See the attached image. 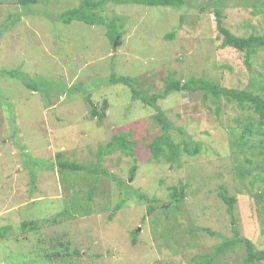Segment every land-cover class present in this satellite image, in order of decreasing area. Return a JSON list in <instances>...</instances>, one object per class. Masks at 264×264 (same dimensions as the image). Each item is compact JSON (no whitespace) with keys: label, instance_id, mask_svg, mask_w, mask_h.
Instances as JSON below:
<instances>
[{"label":"rangeland","instance_id":"rangeland-1","mask_svg":"<svg viewBox=\"0 0 264 264\" xmlns=\"http://www.w3.org/2000/svg\"><path fill=\"white\" fill-rule=\"evenodd\" d=\"M0 1V29L10 26L0 37V71L47 82L34 92L0 77V264H246L244 245L217 253L235 232L264 251V137L242 136L246 123L257 124L253 112L203 92L171 94L158 107L201 153L158 163L149 151L161 132L156 111L109 83L115 71L149 95L192 77L261 94L263 48L247 57L223 47L215 7L200 10L210 0H184L181 8L89 0L116 21L115 49L105 26L56 21L85 0H45L27 11ZM219 2L233 35L264 37V0ZM82 88L102 120L92 117ZM118 134H130L134 156L115 150L95 167ZM59 155L91 171L60 174ZM181 185L185 198L172 205L171 188ZM223 189L237 198L233 214L219 198ZM139 194L156 200L151 213ZM29 221L38 229L24 228Z\"/></svg>","mask_w":264,"mask_h":264},{"label":"trees","instance_id":"trees-1","mask_svg":"<svg viewBox=\"0 0 264 264\" xmlns=\"http://www.w3.org/2000/svg\"><path fill=\"white\" fill-rule=\"evenodd\" d=\"M44 1L45 0H16L17 4L20 5L24 11L31 10L33 6H36ZM125 1L128 4L149 7L162 6L181 8L184 5V0ZM219 1L220 0H210L207 5L201 6L200 10L201 12H203L207 9L206 7H215L214 11L217 17V28L223 36V47H232L236 50L245 52L247 57H249L250 54L253 53L256 48H263L264 50V37L249 36L248 38H239L233 35L228 29L223 27L222 12L216 9L220 5ZM98 5L99 4H96L95 2L91 3V1L85 0L78 7L63 12L60 18H58L56 21H59L64 25H71L73 22H80L89 26H105L108 29V36L111 42H114V44H120L122 42V34L118 30L119 28L115 23L116 21H110L107 17L97 14L96 10L99 7ZM183 20L184 18H182L181 22H183ZM9 29L10 26L7 23L6 25L2 26V28L0 29V37L2 36L3 31H7ZM1 76L6 77L8 79H17L28 90L34 92H40L42 91V88H46V85L44 83L47 82L42 80H32L27 74L19 70H1L0 77ZM109 83L113 85L119 84L128 87L131 90L133 100H140L144 105L151 107L156 111L154 118L157 122L156 124L160 126L161 132L150 143L149 151L153 160L158 163L165 162L169 165H174L178 163L184 155L189 157H195L201 153V145L197 142H194L184 130L175 128L157 105L158 101L167 99V97H169L173 93L203 92L206 95L214 97L216 100H219L221 97H225L226 99L235 102L240 108L244 109V111H252L253 115L256 116L257 124L253 125V123L251 122L246 123L244 125L242 136L246 137L247 135L251 136L258 134L264 137V93L255 94L246 90L228 89L221 87L220 85L212 81L192 77L185 82L170 79L166 82L164 89L161 92L149 95L143 91H139L136 89L134 78L128 76H117L115 74V71L111 74L109 78ZM69 88L70 87L67 86L64 87V92L67 94L75 92ZM82 89L84 90V100L91 108L92 117H98L100 120H102L105 117V113H100L97 110V107L92 100L91 94H89V92L86 91L84 88ZM250 117L253 118L252 115H250ZM240 122L241 120H239V123ZM171 131L179 132L180 134L184 135L185 139L179 142H175L172 138ZM130 137V134H118L113 136V139L110 141L107 147L105 149H100V152L98 154V163L95 167H98L100 161L105 156L111 154L115 150H119L126 156H134L135 142H133ZM57 161V167L60 174H64L67 171L71 173L91 171L87 166L80 165L74 162L63 161L60 155L57 157ZM134 172L135 168H133V173ZM185 190L186 187L182 185L179 188H171V193L169 196L172 200V205L181 202L185 198ZM138 197L140 200L145 201L150 205L148 212L151 213V210L153 209V203H155L156 200L150 199L144 194H139ZM219 198L226 204L228 213L233 214L237 198L230 196L225 189H223L219 193ZM119 207L116 208V210L120 209ZM39 225L40 224H37L35 221H29L25 222L23 224V227L26 229L29 228L30 230H35L36 228L38 229ZM203 231L207 232L209 235L212 236L217 235L209 229H205ZM240 244L244 245L246 249V264H254L261 262L264 263V251H255L253 243L247 238L240 237L238 232H235L234 239L228 241L226 240L225 242H223V244L217 248V253L223 254L231 250L234 246ZM52 257L54 258V255H52Z\"/></svg>","mask_w":264,"mask_h":264},{"label":"water","instance_id":"water-1","mask_svg":"<svg viewBox=\"0 0 264 264\" xmlns=\"http://www.w3.org/2000/svg\"><path fill=\"white\" fill-rule=\"evenodd\" d=\"M116 48V43L114 44V49Z\"/></svg>","mask_w":264,"mask_h":264}]
</instances>
